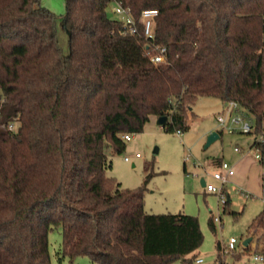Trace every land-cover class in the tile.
I'll use <instances>...</instances> for the list:
<instances>
[{"label":"trees","instance_id":"16d2710c","mask_svg":"<svg viewBox=\"0 0 264 264\" xmlns=\"http://www.w3.org/2000/svg\"><path fill=\"white\" fill-rule=\"evenodd\" d=\"M65 3L58 18L41 0H0V125L18 123L16 132L0 127V264H51L49 233L59 227V260L197 264L199 219L147 213L143 187L107 176L108 152L123 153V135L141 134L152 117L188 130L203 97L239 103L261 134L264 0ZM112 5L131 9L137 34L108 16ZM146 10L158 12L152 37ZM254 147L264 154V142ZM250 231L261 232L264 254V211Z\"/></svg>","mask_w":264,"mask_h":264},{"label":"rangeland","instance_id":"374dc122","mask_svg":"<svg viewBox=\"0 0 264 264\" xmlns=\"http://www.w3.org/2000/svg\"><path fill=\"white\" fill-rule=\"evenodd\" d=\"M41 1L58 18L66 14L65 0ZM114 7L112 5L108 10V16L120 20L114 13ZM58 36L62 50L67 53L68 37L61 23L58 24ZM224 108V104L216 98H200L189 116V129L181 134L158 125V119L152 117L141 134H132V139L125 142L123 153L109 150L112 168L107 171V176L125 189L143 187L145 210L149 214L197 217L205 240L194 255L195 260H203L202 264H218V243L221 245V264H264L254 260L257 253H263L261 232L250 231L253 220L264 211L261 200L264 192V154L256 147L250 148L260 134L229 133L219 128L216 118ZM218 130L222 131V136L206 149L209 135ZM126 157L130 158L129 162L125 161ZM221 162L228 163L235 171L224 186L226 197L230 199L226 211H223L220 195L208 193L201 185L204 179L207 185L222 186L212 177ZM230 238L238 240L236 255L223 251ZM249 238L252 241L245 248L243 243ZM62 239L61 227L49 233L51 264H97L88 257L59 260L62 257L58 254ZM173 264L185 263L178 259Z\"/></svg>","mask_w":264,"mask_h":264},{"label":"built area","instance_id":"2783aa9c","mask_svg":"<svg viewBox=\"0 0 264 264\" xmlns=\"http://www.w3.org/2000/svg\"><path fill=\"white\" fill-rule=\"evenodd\" d=\"M114 13L120 17V21L123 22L125 26L126 33L135 35L138 33V27L136 25L135 18L132 14L130 8H125L121 5H115ZM158 15L156 10H146L142 13L141 21L144 23V33L146 36L152 37L153 34V20ZM152 61L156 64L165 61V49L161 50V53L152 57ZM224 111L222 114L218 115L216 122L219 128L227 130L229 133H255V123L254 121L246 115L242 107L237 102L226 103ZM2 128H6L9 131L16 132L18 129V123L12 122L8 125H0ZM181 134V131H178ZM124 141H130L132 139L130 134L123 135ZM258 142H264V131L260 134L259 138H256ZM238 150V149H237ZM136 157H140L137 155ZM259 157V156H257ZM130 158L126 157L125 161L129 162ZM235 174L234 168L228 163H219L218 170L212 175V177L221 183V187H215L213 185H205L204 189L208 193L219 194L223 207L228 202L227 193L224 186L229 182V179ZM264 204V192L261 198ZM217 221V219H215ZM238 240L235 238H230L228 242L223 246L224 253L228 254L236 250ZM256 262H264V254L257 253L254 256ZM197 264H202V259L196 260Z\"/></svg>","mask_w":264,"mask_h":264},{"label":"water","instance_id":"95a60500","mask_svg":"<svg viewBox=\"0 0 264 264\" xmlns=\"http://www.w3.org/2000/svg\"><path fill=\"white\" fill-rule=\"evenodd\" d=\"M167 122H168V117H167V116L160 117V118H158V120H157V123H158V125H160V126H164ZM218 138H220L219 133H218L217 131L212 132V133L209 135L208 139H207V142H206L205 148H206V149L209 148V147L212 145V143H214ZM201 185H202V187H205L206 182L204 181V179L201 180ZM251 241H252V238L247 239V240L243 243V246H244L245 248L248 247V245L250 244Z\"/></svg>","mask_w":264,"mask_h":264},{"label":"crops","instance_id":"0c3cea01","mask_svg":"<svg viewBox=\"0 0 264 264\" xmlns=\"http://www.w3.org/2000/svg\"><path fill=\"white\" fill-rule=\"evenodd\" d=\"M225 105V104H224ZM252 145V144H251ZM251 148V147H250ZM230 200V199H229Z\"/></svg>","mask_w":264,"mask_h":264}]
</instances>
